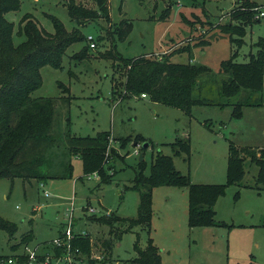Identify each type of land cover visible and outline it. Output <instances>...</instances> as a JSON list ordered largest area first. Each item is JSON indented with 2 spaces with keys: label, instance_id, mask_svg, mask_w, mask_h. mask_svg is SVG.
Returning a JSON list of instances; mask_svg holds the SVG:
<instances>
[{
  "label": "rangeland",
  "instance_id": "obj_1",
  "mask_svg": "<svg viewBox=\"0 0 264 264\" xmlns=\"http://www.w3.org/2000/svg\"><path fill=\"white\" fill-rule=\"evenodd\" d=\"M74 1L97 10L91 0ZM249 2L256 3L264 13V0ZM67 3L68 0H21L19 10L5 14L14 25V44L22 40L16 35L17 30L30 20L52 33L50 18L54 16L67 32H74L78 26L67 14ZM107 3L109 20L98 17L86 21L79 30V35L100 36V41H95L94 48L88 49L87 57L81 60L76 56L87 46V41L73 42L62 58V69L43 66L42 83L32 96L53 100L56 132L68 131L79 137L109 133L113 154L108 156L111 159L104 169L107 175H112L111 182L98 186L101 180L98 174L83 177L77 157L71 159L72 178L41 181L43 187L33 179H0V217L17 226L12 238L0 230V262L27 253L26 248L41 251L50 248L70 213L74 231H83L89 241V259L100 263L131 264L138 237L141 248L152 239L163 264H264V227L261 226L264 193L254 188L257 168L248 162L242 181L228 185L215 201L214 225L189 227L188 190L172 185L152 190L151 220L146 228L123 232L125 225L115 223L114 233L120 232L121 236L114 240L108 226L87 219L90 215L96 218L112 214L134 218L139 196L125 186L140 169L144 168L143 173L148 174L152 157L158 152L170 156L174 169L187 176L192 184L218 185L226 183L230 147L264 148V82L262 92L243 91L231 99L250 104L242 106L238 117L231 115L232 107L227 105L196 106L187 115L180 109L153 103L146 95L120 98L118 94L123 78L122 59L160 58L166 53L175 62H192L207 68L198 79L193 98L216 104L225 102L220 96V82L227 76L219 72V64L232 53L237 62L247 60L248 53L254 52L253 44L264 37V17L245 26L244 36L233 34L241 40L231 44L219 27L242 26L231 16L239 0H108ZM125 24L131 27L119 41L116 32L124 30ZM186 48H192L191 57L184 52ZM106 52H111L112 58L100 55ZM187 134L189 155L173 156L171 146L176 137ZM139 139L148 143L142 164ZM90 208L95 210L94 214L89 213ZM29 231L32 239L25 247L20 244V238ZM110 239L113 241L107 250L103 241ZM17 244L20 246L12 250L11 246ZM70 252L77 264L86 262L77 249Z\"/></svg>",
  "mask_w": 264,
  "mask_h": 264
},
{
  "label": "trees",
  "instance_id": "obj_2",
  "mask_svg": "<svg viewBox=\"0 0 264 264\" xmlns=\"http://www.w3.org/2000/svg\"><path fill=\"white\" fill-rule=\"evenodd\" d=\"M91 2L97 10L87 9L81 4H76L74 0H68L67 14L78 26L73 29L74 32H67L63 24L54 16L50 18L52 33L38 26L36 21L30 20L17 30L16 35L22 40L14 44V25L5 18V14L19 10L21 0H0V179L19 178L23 181L33 179L39 182L54 178L70 179L73 171L71 159L77 157L82 164L83 177L98 174L101 178L98 186L111 182L112 175H107L104 169L111 159L108 156L111 157L113 154L109 133H98L94 137H79L71 135L68 131L56 132L53 127V100L32 96L42 83L40 70L43 66L62 69V58L73 42L84 40L89 43L87 36L79 35L80 26L98 17L110 19L108 0H91ZM170 8L171 6L164 10V15ZM260 11L256 3L239 0L231 16L232 19L241 22L242 26L224 24L219 27L220 31L227 35L231 44L240 42V38L232 35L244 36L245 26L259 22L260 18H257V14ZM130 27L131 24H125L124 30H117L116 37L119 41L128 34ZM91 37L94 46L95 41L101 39L100 36ZM87 42V46L80 50L79 56H76L77 59L87 57L86 52L91 49ZM253 47L254 52H249L244 62H237L234 53L220 62L219 72L227 76L220 82V96L225 99L223 103L216 104L193 98L192 92L198 87V79L207 72V68L192 62H175L171 59V54L166 53L160 58L141 56L122 59L123 78L119 82L118 94L120 98L140 97L141 94H145L151 102L180 109L187 115H190L191 109L196 106L227 105L232 107L231 115L238 117L242 106L250 104L248 101L233 102L231 99L243 91L260 93L263 90L264 37H259ZM184 52L191 57L192 48H186ZM111 54L106 52L100 55L109 59L113 56ZM112 94L115 95L113 83ZM140 141L141 145L145 142ZM189 142L188 134L183 138L176 137L171 146L173 156L181 153L189 155ZM125 143L126 140L121 147ZM141 150L144 151L142 148ZM142 160L140 164L143 163ZM246 162L256 166L254 188L264 193V148L238 150L230 147L226 161V183L218 185L192 184L187 176L174 169L170 156L158 152L152 157L148 174L143 173L144 168L140 169L130 184L125 186V189L134 190L139 196L134 218H122L112 214L100 215L96 218L90 215L87 219L108 226L109 234L113 235L114 240L121 236L120 232L114 233L115 223L125 225L123 232H131L137 227L146 228L151 220L152 190L155 187L172 185L186 187L188 190L189 227L214 225L215 201L224 194L228 185L242 181ZM261 226L264 227V214ZM0 230L5 231L8 237L12 238L17 226L0 217ZM73 233L71 246L69 245L70 251L77 249L80 257L85 256L87 260L84 264H105L89 259L90 244L87 237L84 238L75 231ZM31 239L32 233L29 231L21 236L20 244L26 247ZM112 241V239L104 240L103 247L108 250ZM138 241L136 237L133 245L135 256L131 259V264H163L159 249L153 244L152 239H148L144 248L139 247ZM20 244L12 245L11 249L15 250ZM64 248V246L51 245L50 248H42L45 251L39 249L38 258L43 260L46 255L60 257ZM73 254L76 255L75 252ZM76 257L79 259V256ZM8 259L12 260L11 264H27L28 261L27 254L23 253L7 257L0 263L5 261L4 264H8Z\"/></svg>",
  "mask_w": 264,
  "mask_h": 264
},
{
  "label": "built area",
  "instance_id": "obj_3",
  "mask_svg": "<svg viewBox=\"0 0 264 264\" xmlns=\"http://www.w3.org/2000/svg\"><path fill=\"white\" fill-rule=\"evenodd\" d=\"M260 17H264V13L263 11L258 12L257 14V18ZM87 40L89 41V46L91 48H94V43L92 42V37L89 35L87 37ZM142 97H145V94H141ZM40 187H43V184L40 183ZM44 195L47 196L46 191H43ZM90 214H94L95 210L93 208L88 209ZM68 222L66 224L63 225V228L61 230V235L56 237L55 239L52 240V245L55 247H62L64 246L65 249V254L61 255L60 257H50L49 255L44 256L43 260H39L38 255L40 254L38 252V248H34V249H27V264H52L51 262L55 261L57 262V264L59 263H64V264H77V261L73 260L71 257V252L69 249V245H70V240L74 237V229H73V220L71 218V214H68ZM77 233V232H76ZM80 236H84L85 233L82 231L80 233H77ZM8 264L12 263L11 259L7 260Z\"/></svg>",
  "mask_w": 264,
  "mask_h": 264
},
{
  "label": "water",
  "instance_id": "obj_4",
  "mask_svg": "<svg viewBox=\"0 0 264 264\" xmlns=\"http://www.w3.org/2000/svg\"><path fill=\"white\" fill-rule=\"evenodd\" d=\"M147 147H148V143L147 142H144L142 145H141V148L142 149H147ZM143 159V152H140L139 153V161H141Z\"/></svg>",
  "mask_w": 264,
  "mask_h": 264
}]
</instances>
